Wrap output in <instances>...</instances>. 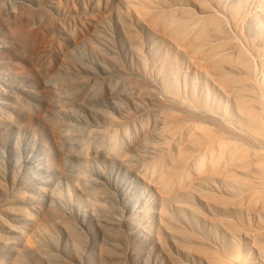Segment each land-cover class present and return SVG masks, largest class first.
I'll return each mask as SVG.
<instances>
[{"label": "rangeland", "instance_id": "rangeland-1", "mask_svg": "<svg viewBox=\"0 0 264 264\" xmlns=\"http://www.w3.org/2000/svg\"><path fill=\"white\" fill-rule=\"evenodd\" d=\"M0 264H264V0H0Z\"/></svg>", "mask_w": 264, "mask_h": 264}, {"label": "bare ground", "instance_id": "bare-ground-1", "mask_svg": "<svg viewBox=\"0 0 264 264\" xmlns=\"http://www.w3.org/2000/svg\"><path fill=\"white\" fill-rule=\"evenodd\" d=\"M181 24H182V23H181ZM181 24L179 23L180 26H178V27H179V28H178V31L180 30V27H181V30H184V29H182V27L184 26L185 23L183 24V26H181ZM176 30H177V29H176ZM181 30H180V31H181ZM181 32H182V31H181ZM29 46H30V45H29ZM215 137H216V136H214V138H215ZM209 140H210V139H209ZM211 140H212L211 142L209 141L210 143H212L213 141H215L213 138H212ZM216 141H218V140H216ZM196 142H197V141H195V143H196ZM193 143H194V142H193ZM193 143H192V144H193ZM195 143H194V144H195ZM194 144H193L192 147L196 146V144H195V145H194ZM207 144H208V143H207ZM212 144H213V143H212ZM214 144H215V142H214ZM198 146H199V144H198ZM210 147H211V145H210ZM212 147H213V145H212ZM188 148H189V147H188ZM190 148H191V147H190ZM194 148H195V147H194ZM194 148H193V150H194ZM228 148H229V147H228ZM207 150H208V149H207ZM210 150H211V148H210ZM210 150H209V151H210ZM186 153H187L186 155L188 156V152H186ZM189 153H192V151L189 150ZM186 155H184V157H185ZM190 155H192V154H190ZM190 155H189V156H190ZM187 156H186V157H187ZM186 157H185V158H186ZM180 158H181V157H180ZM186 159H187V158H186ZM29 196H30V195H29ZM45 206H46V205H45ZM55 207H56V206H55ZM55 207H54V208H55ZM48 208H50V207H48ZM51 208H53V207H51ZM51 208H50V212L47 213V218H48L49 220H50V218H52L51 221H53L55 218H57V221H58V218H59V219L62 218V217H63V212H65V210H66V209H64V211L61 212V210H59V209H52V210H51ZM45 210H47V209H45ZM67 217H68V216H67ZM69 217H70V215H69ZM44 218L47 219L46 217H44ZM53 218H54V219H53ZM64 218H66L65 214H64ZM70 218H71V217H70ZM35 219L37 220L38 218H35ZM48 219H47V220H48ZM66 219H67V218H66ZM71 219H72V218H71ZM55 220H56V219H55ZM55 220H54V221H55ZM62 220H63V219H62ZM57 221H56V223H58ZM69 221H70V219H69ZM69 221L67 220L66 222H69ZM48 222H49V221H48ZM61 222L63 223L64 220L61 221ZM61 222H59V224H61ZM66 222H64V224H65ZM49 223H50V222H49ZM47 224H48V223H47ZM52 224H53V223H52ZM64 224H63V225H64ZM70 224L72 225V223H69V225H70ZM45 225H46V224H45ZM61 225H62V224H61ZM65 225L67 226L68 223H66ZM69 225H68V227H69ZM49 227H50V226H49ZM49 227H46V228L48 229ZM76 227H77V225H76ZM43 228H45V227H43ZM46 228H45V229H46ZM65 228H66V227H65ZM50 229H51V228H50ZM66 229H67V228H66ZM68 229H69V228H68ZM68 229H67V230H68ZM72 230H73V229H72ZM72 230H71V232H72ZM45 231H46V230H45ZM46 232H48V230H47ZM54 232H55V231H54ZM67 232H69V231H67ZM48 233H49V232H48ZM50 233H51V232H50ZM55 233H56V232H55ZM55 233H52V234H55ZM69 233H70V232H69ZM81 233H82V232H81ZM81 233H79V234H81ZM46 234H47V233H46ZM52 234H50V235H52ZM50 235H49V236H50ZM71 235H72L71 238H76V239L79 238V236H78L77 234H73V233H71ZM56 236H57V234H56ZM60 236H61V235H60ZM86 236H88V235H86ZM50 237H51V236H50ZM52 237H53V235H52ZM54 238H56V237L54 236ZM57 238H59V237H57ZM68 238H69V237H68ZM86 238H87V237H86ZM79 240H80V239H77V241H79ZM81 241H82V240H81ZM74 242H75V240L73 241V243H74ZM69 243H70V242H69ZM70 244L72 245V242H71ZM74 244H75V243H74ZM74 244H73V245H74ZM77 244H79V242H78ZM79 245H81V242H80ZM81 246H82V245H81ZM75 247H76V246H75ZM82 247H83V246H82ZM73 248H74V247H73ZM78 248H80V247L78 246ZM76 249H77V248H76ZM77 252H78V251H77ZM54 256H55V255H54ZM57 259H58V257H57Z\"/></svg>", "mask_w": 264, "mask_h": 264}]
</instances>
